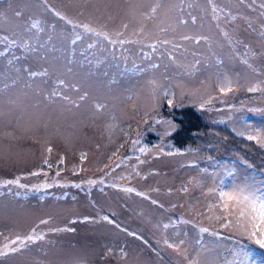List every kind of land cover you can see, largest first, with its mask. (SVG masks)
<instances>
[{"label":"rangeland","instance_id":"1","mask_svg":"<svg viewBox=\"0 0 264 264\" xmlns=\"http://www.w3.org/2000/svg\"><path fill=\"white\" fill-rule=\"evenodd\" d=\"M261 4L0 0V250L33 229L43 236L0 264H226L240 250L264 264V249L207 194L245 181L264 191ZM225 77L232 91L220 90ZM185 106L209 129L180 150L169 112ZM17 178L24 187L3 183Z\"/></svg>","mask_w":264,"mask_h":264},{"label":"snow or ice","instance_id":"2","mask_svg":"<svg viewBox=\"0 0 264 264\" xmlns=\"http://www.w3.org/2000/svg\"><path fill=\"white\" fill-rule=\"evenodd\" d=\"M159 5L157 4L152 8V13L155 14L157 8ZM261 8H264V4H261ZM213 11L215 12L216 9L214 8ZM16 16H20L21 12L17 11L15 13ZM56 16H59L61 19H67L64 17L61 13L55 12ZM264 15V13H262ZM233 19H235L233 17ZM195 20V18H193ZM69 23H72V21H68ZM183 23V21H181ZM32 28L38 29L39 31H43V29L40 27L39 21H33L31 24ZM84 28V31L86 33H92L95 36L103 37L104 40H107L110 44H116L119 43L121 45L125 43H129L130 41L123 40V39H113L107 32L98 31L95 28L90 27L88 24H84L82 26ZM125 28H127V25H124ZM251 27V25H249ZM122 33H117L116 36H121ZM225 37L228 38L229 43L232 42L231 37L228 36V33H224ZM5 40H7V37H4ZM76 39H80L79 34H77ZM184 39H190V37H184ZM76 40H73V43H75ZM11 43H15L14 41ZM164 43H168V41H164ZM237 43H240V41H237ZM93 44H89L88 47H93ZM153 49H155V45H151ZM0 55H3V53H0ZM147 55V54H146ZM247 63V60L244 61ZM153 67H156V65H153ZM30 76H46L47 71L41 73L36 72H29ZM59 83L63 84V81H60ZM220 90L222 92L224 91H232V82L227 77H225L223 83L220 86ZM255 88H249V91H255ZM58 93H53V95H57ZM87 93H84V95L80 96V100H84L87 97ZM67 99V98H65ZM169 105H172V101H168ZM103 105L97 104L96 108L100 109ZM147 123V121H145ZM166 123L169 124L172 131H175V126L171 125L170 121H156V123ZM164 135H171V131L166 130ZM249 140L257 139V137L254 136H248ZM261 144H264V140L258 141ZM139 141H133V144H138ZM49 152H51V148L48 149ZM141 152H147L150 151L148 148H141ZM166 155H172L173 153H165ZM83 158V154H82ZM45 164H48V161H44ZM60 163H63V158H61ZM51 167V165H49ZM32 175H39L38 172H33ZM45 175H47L45 173ZM59 175V173H57ZM231 175V174H229ZM102 182V181H101ZM4 184H17L20 187H24V185L19 184V178L16 180H8L4 181ZM89 184L95 183V181H88ZM221 184H223V181H221ZM76 187H79V185H75ZM39 187H51V185L43 184ZM184 191H187V189H183ZM125 191H133L131 188L125 189ZM138 195H143L142 193H137ZM207 194L213 195L215 197H218V200L220 202L219 207L223 209V212L227 216H234L236 218V226L242 230L243 233L247 234L249 239L254 240V243L259 246L260 249H264V191H262L260 188H258L254 183H248V182H240V183H233L231 187L227 188L225 190L224 187H212L207 190ZM153 204L157 203L155 200L152 201ZM211 207V206H210ZM217 219H220L221 217L217 216ZM87 219V218H85ZM103 220H107L109 223H113V221L108 220V217H102ZM41 223H47V221H41ZM231 223V221H228L225 223L224 227H228V225ZM168 225H165V228H167ZM71 231L72 229H57V231ZM201 232H207V228H200ZM213 235H216V233H212ZM129 235H134L133 233H129ZM43 239L42 235L36 234L35 229H33L32 234L26 236V237H20L17 236L15 239H12L8 241V243H5L3 246V250H0V256L7 255L8 252H18L23 247L26 246V242H34L35 240ZM183 243V241H181ZM165 244L169 248H174L177 251H179V246L176 244H171L167 240H165ZM11 245H17L15 247H12ZM6 250V251H5ZM189 264H199V261L196 259L189 260ZM226 264H257L256 258L253 257V254L249 251L240 250L234 253L233 259L231 261L226 262Z\"/></svg>","mask_w":264,"mask_h":264},{"label":"trees","instance_id":"3","mask_svg":"<svg viewBox=\"0 0 264 264\" xmlns=\"http://www.w3.org/2000/svg\"><path fill=\"white\" fill-rule=\"evenodd\" d=\"M169 114L179 126L173 135L174 146L177 149L186 148L192 142L191 139L199 136V132L209 129L201 114L192 106L174 108Z\"/></svg>","mask_w":264,"mask_h":264}]
</instances>
